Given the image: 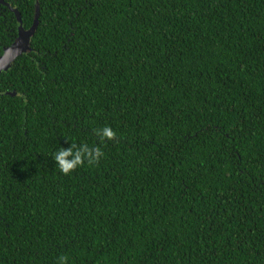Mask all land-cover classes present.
<instances>
[{
    "label": "trees",
    "instance_id": "16d2710c",
    "mask_svg": "<svg viewBox=\"0 0 264 264\" xmlns=\"http://www.w3.org/2000/svg\"><path fill=\"white\" fill-rule=\"evenodd\" d=\"M12 8L0 264H264V0H4L0 54Z\"/></svg>",
    "mask_w": 264,
    "mask_h": 264
},
{
    "label": "clouds",
    "instance_id": "9594fccd",
    "mask_svg": "<svg viewBox=\"0 0 264 264\" xmlns=\"http://www.w3.org/2000/svg\"><path fill=\"white\" fill-rule=\"evenodd\" d=\"M10 55H12L11 50H9V52L6 53V56H10ZM96 134L101 136V143L104 142L105 138L107 140L116 139V133L109 126H105L102 129V132L101 129H97ZM75 148L76 145L73 143L71 148L67 150L61 148L53 156V159L56 161L59 170L65 175L70 174L78 166H82L85 162V159L87 160V163L89 165H92L97 163L99 159L104 155V153L101 151L99 147L89 148L86 144H84L81 145L80 150L76 151L74 154L73 149ZM73 154H74V159L68 160L67 158L69 156H73ZM66 262H67L66 256L59 257V264H66Z\"/></svg>",
    "mask_w": 264,
    "mask_h": 264
},
{
    "label": "water",
    "instance_id": "95a60500",
    "mask_svg": "<svg viewBox=\"0 0 264 264\" xmlns=\"http://www.w3.org/2000/svg\"><path fill=\"white\" fill-rule=\"evenodd\" d=\"M0 3L4 4V0H0ZM17 18L18 28L16 39L7 47H5L0 54V73L6 71L11 63L21 54L25 53L29 49V39L33 33V27L29 30H24L21 25V18L18 11L14 8L11 9ZM12 51V55L6 56V53Z\"/></svg>",
    "mask_w": 264,
    "mask_h": 264
}]
</instances>
